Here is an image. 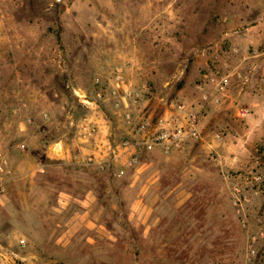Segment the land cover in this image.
I'll list each match as a JSON object with an SVG mask.
<instances>
[{
  "label": "rangeland",
  "instance_id": "374dc122",
  "mask_svg": "<svg viewBox=\"0 0 264 264\" xmlns=\"http://www.w3.org/2000/svg\"><path fill=\"white\" fill-rule=\"evenodd\" d=\"M178 101L196 139L111 159ZM0 264H264V0H0Z\"/></svg>",
  "mask_w": 264,
  "mask_h": 264
},
{
  "label": "built area",
  "instance_id": "2783aa9c",
  "mask_svg": "<svg viewBox=\"0 0 264 264\" xmlns=\"http://www.w3.org/2000/svg\"><path fill=\"white\" fill-rule=\"evenodd\" d=\"M200 82L198 88L206 83L211 85L208 105L215 106L218 103L219 93H223L227 86V76L202 74ZM246 112L245 108H239L236 114L238 117H243ZM124 119L129 130L128 136L116 144L110 150V154L111 159L126 158V166L135 164L140 152L168 155L183 142L196 139L200 132L198 110L183 101L175 104L174 111L164 109L162 112L142 115L126 113ZM78 130L82 141H87L96 133V127L86 118L82 119ZM103 161L94 156H87L82 163L101 169L104 165Z\"/></svg>",
  "mask_w": 264,
  "mask_h": 264
},
{
  "label": "crops",
  "instance_id": "0c3cea01",
  "mask_svg": "<svg viewBox=\"0 0 264 264\" xmlns=\"http://www.w3.org/2000/svg\"><path fill=\"white\" fill-rule=\"evenodd\" d=\"M97 127H98V129H97V133L95 135L94 146L93 147H87V146L85 147L84 146L81 150V155L87 154L90 150H92L95 158L104 159L103 158L104 157V151L106 149V147L104 148V144H106V142L103 140V137L105 136V134L107 132V127L101 121H97Z\"/></svg>",
  "mask_w": 264,
  "mask_h": 264
}]
</instances>
